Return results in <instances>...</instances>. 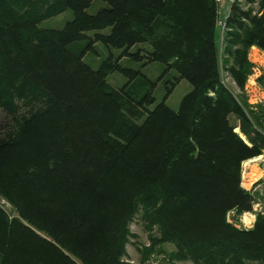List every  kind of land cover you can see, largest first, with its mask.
<instances>
[{
    "label": "trees",
    "instance_id": "trees-1",
    "mask_svg": "<svg viewBox=\"0 0 264 264\" xmlns=\"http://www.w3.org/2000/svg\"><path fill=\"white\" fill-rule=\"evenodd\" d=\"M94 1L0 0V108L17 126L0 135V195L16 212L0 205V264H126L139 213L143 261L170 243V264H264V208L238 225L257 201L243 162L264 153V103L246 87L264 0L257 17L233 7L241 31L228 33L223 64L216 0H101L90 14ZM67 10L63 28L41 26ZM100 44L108 56L93 68L85 58ZM124 57L163 65L160 102ZM113 72L128 79L119 89ZM182 80L192 90L174 110L165 100Z\"/></svg>",
    "mask_w": 264,
    "mask_h": 264
},
{
    "label": "rangeland",
    "instance_id": "rangeland-1",
    "mask_svg": "<svg viewBox=\"0 0 264 264\" xmlns=\"http://www.w3.org/2000/svg\"><path fill=\"white\" fill-rule=\"evenodd\" d=\"M262 2L263 0H237L235 7L237 6L243 13L250 17H257L262 11ZM106 6V3L102 2L101 0H95L93 2V5L87 10L88 13L93 14L97 12L100 8ZM232 17V18H231ZM230 17V20L228 21L229 27L227 30H223L221 26H217V41H218V49H219V56H220V62L223 64L222 61L227 58V55L225 54V46H226V40L230 38L228 36V33H237L241 30H239L240 24L238 22H232L233 16ZM74 18L73 12L71 10H67L64 13H61L57 16H54V18H50L46 21H44L41 26L44 28H52V29H61L64 27V25ZM224 14L221 15V17L218 15V20H223ZM241 23H244L247 26H251L252 22H250V18L247 19L246 16L240 19ZM98 51L103 55L88 53L85 60L88 64H90L93 68H96L99 63L106 57L108 54H106V51L104 50L103 46L100 44L98 45ZM115 54H119V51H115ZM105 55V56H104ZM250 61H253L255 63V68L252 73V76L249 78L246 87H247V93H248V99L250 100L251 104L256 103H264V51L256 46L251 47V51L249 54ZM122 64L124 66H128L131 68H142L143 72L147 75V77L151 78L152 80L156 81L157 84L154 85L153 88L154 95L156 97V103L160 102L163 98V96L166 93L164 81L168 79V76H165L163 78H160L163 65L160 63H149L146 67H142L140 62L133 61L129 58L124 57L122 59ZM221 75H223V83L225 86L230 88V90L235 94H240V88L236 86L235 81L233 80L232 76L225 71V69H222ZM260 79H262L260 81ZM109 83L111 86H113L116 89L121 88L128 79L126 77L119 73V72H113L108 77ZM192 86L188 80H182L179 83H177L174 88L172 89V92L168 94L165 102L172 108V109H178L180 106V102L182 98L188 94L189 91H191ZM153 107V106H152ZM232 122L236 123V118L232 117ZM16 122L14 119L8 115L5 110H2L0 108V135L3 137H7L9 134L14 132L16 130ZM264 167V165H262ZM252 172V171H251ZM245 176V178H243ZM247 174H245V169L243 170L242 178V186H244L247 190H253L252 188L256 186V183L258 182L257 179L260 178V175L258 176L255 181V183L248 186L246 184L248 178ZM262 178V177H261ZM260 178V179H261ZM259 179V180H260ZM259 190V191H258ZM254 191V190H253ZM257 191V192H256ZM262 192H264V183H261L257 186V190H255V195L257 197V200L260 201V204L264 206V203H262ZM0 205L5 208V210L10 213L11 215H16V212L14 211L11 203H9L6 199H4L0 195ZM141 214L139 213L135 216V218L132 220L130 230L133 233V236L131 237L128 245V256L125 257L124 261H126V264H149L151 261L150 259L155 257V255H158L159 253L165 254L168 259H170V252L175 249V246L168 243L164 245L165 252H155L151 254L146 261L141 260V254L139 249L142 250V246L150 245V232L145 228V223L141 219ZM240 222V221H239ZM238 224V223H237ZM239 226L243 227L240 223ZM244 228V227H243ZM152 233H157L156 229ZM161 256L158 255V258ZM167 260V259H165ZM169 261V260H168ZM165 262V261H164ZM167 262V261H166ZM192 264V263H187Z\"/></svg>",
    "mask_w": 264,
    "mask_h": 264
},
{
    "label": "crops",
    "instance_id": "crops-1",
    "mask_svg": "<svg viewBox=\"0 0 264 264\" xmlns=\"http://www.w3.org/2000/svg\"><path fill=\"white\" fill-rule=\"evenodd\" d=\"M243 170L245 169V174H249L253 169L254 171L256 169H258L260 172H261V176H260V180H264V167H262V165H264V153L259 155V156H256L255 158L253 159H248L246 161L243 162ZM253 172V171H252ZM246 175H244L243 178H245ZM259 179L258 182L256 183V186H254L252 189L254 190H257V186L260 185L261 183H264V181H260ZM256 180V181H257ZM255 183V182H254ZM253 183V184H254ZM252 190V191H253ZM259 191V190H258ZM257 192V191H256ZM262 203L264 202V192H262ZM257 199V197H256ZM260 200V199H259ZM257 200V202L260 203V201ZM240 224L244 227V228H251L253 227V225L255 224L256 222V219H257V213H255L254 211L252 212H245L244 214H242L240 216ZM187 263H192L190 261H182V263L180 264H187ZM193 264V263H192Z\"/></svg>",
    "mask_w": 264,
    "mask_h": 264
},
{
    "label": "built area",
    "instance_id": "built-area-1",
    "mask_svg": "<svg viewBox=\"0 0 264 264\" xmlns=\"http://www.w3.org/2000/svg\"><path fill=\"white\" fill-rule=\"evenodd\" d=\"M218 4V14L221 17V15L224 14L223 20H217L218 26H221L223 30H227L229 27V19L232 16L233 7L236 4L237 0H216ZM264 203V202H263ZM264 206H262L259 202H255L254 206V212L258 213L262 211ZM163 253V252H162ZM158 255L161 256L158 258ZM158 255H155V257L151 258L149 264H170L171 259H168L165 254L159 253ZM167 259V260H165ZM169 260V261H168ZM165 261V262H164ZM167 261V262H166Z\"/></svg>",
    "mask_w": 264,
    "mask_h": 264
},
{
    "label": "bare ground",
    "instance_id": "bare-ground-1",
    "mask_svg": "<svg viewBox=\"0 0 264 264\" xmlns=\"http://www.w3.org/2000/svg\"><path fill=\"white\" fill-rule=\"evenodd\" d=\"M253 172H250L247 176L248 180L246 182V184L248 186H250L253 182L256 181L257 178H259L258 176L260 175V171L258 169H256L254 171V169L252 170Z\"/></svg>",
    "mask_w": 264,
    "mask_h": 264
}]
</instances>
